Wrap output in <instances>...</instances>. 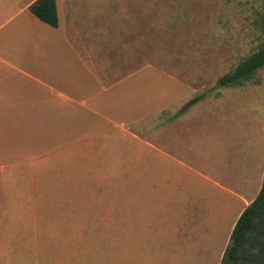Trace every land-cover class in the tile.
Instances as JSON below:
<instances>
[{
    "label": "rangeland",
    "instance_id": "obj_1",
    "mask_svg": "<svg viewBox=\"0 0 264 264\" xmlns=\"http://www.w3.org/2000/svg\"><path fill=\"white\" fill-rule=\"evenodd\" d=\"M119 8L111 30L65 56L78 103L57 109L47 161L33 148L0 165V264H208L263 186L264 158L246 159L264 128V67L218 80L264 45V0ZM227 173L247 196L202 176Z\"/></svg>",
    "mask_w": 264,
    "mask_h": 264
},
{
    "label": "crops",
    "instance_id": "obj_2",
    "mask_svg": "<svg viewBox=\"0 0 264 264\" xmlns=\"http://www.w3.org/2000/svg\"><path fill=\"white\" fill-rule=\"evenodd\" d=\"M36 1L0 0V150L6 154L0 165L5 159L8 161V155L34 159L30 152L33 148L41 151L37 154L39 159L47 161L54 119L60 111L57 109L64 111L66 107L69 110L65 101L78 103L65 90L70 86L67 77L71 66L70 63L65 66L66 54L78 47L86 49L87 38L96 39L112 29L110 24L103 23H117L120 14L126 16L119 8L124 0H56L58 26L54 27L32 13L30 8ZM196 102L187 104L191 106ZM82 106L86 109V102ZM187 115H181L180 119ZM235 119L236 116L231 121ZM169 128L160 126L159 130ZM260 133L259 143L250 147L246 165H253L255 158H264V128ZM258 173L261 182L264 167ZM231 174L227 173V184L202 176L234 198L247 196L239 178ZM239 216L234 214L208 264H221Z\"/></svg>",
    "mask_w": 264,
    "mask_h": 264
},
{
    "label": "trees",
    "instance_id": "obj_3",
    "mask_svg": "<svg viewBox=\"0 0 264 264\" xmlns=\"http://www.w3.org/2000/svg\"><path fill=\"white\" fill-rule=\"evenodd\" d=\"M30 9L43 22L58 26L56 0H38ZM262 67L264 45L240 62L234 70L223 75L218 84L221 87L240 85ZM242 260L251 264H264V178L259 194L239 216L221 264H238Z\"/></svg>",
    "mask_w": 264,
    "mask_h": 264
}]
</instances>
